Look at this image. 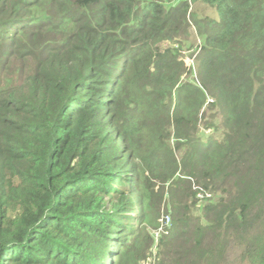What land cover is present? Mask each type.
I'll list each match as a JSON object with an SVG mask.
<instances>
[{
  "label": "trees",
  "instance_id": "obj_1",
  "mask_svg": "<svg viewBox=\"0 0 264 264\" xmlns=\"http://www.w3.org/2000/svg\"><path fill=\"white\" fill-rule=\"evenodd\" d=\"M0 264H264V0H0Z\"/></svg>",
  "mask_w": 264,
  "mask_h": 264
},
{
  "label": "built area",
  "instance_id": "obj_2",
  "mask_svg": "<svg viewBox=\"0 0 264 264\" xmlns=\"http://www.w3.org/2000/svg\"><path fill=\"white\" fill-rule=\"evenodd\" d=\"M171 223H172V221H171L170 216L163 217L162 220H161V226L158 228V230H157L155 235L157 237H159L160 233H162L166 227H169Z\"/></svg>",
  "mask_w": 264,
  "mask_h": 264
},
{
  "label": "rangeland",
  "instance_id": "obj_3",
  "mask_svg": "<svg viewBox=\"0 0 264 264\" xmlns=\"http://www.w3.org/2000/svg\"><path fill=\"white\" fill-rule=\"evenodd\" d=\"M206 14H208V12H206ZM209 14H211V12L209 11ZM188 64H191V60L190 59H186Z\"/></svg>",
  "mask_w": 264,
  "mask_h": 264
},
{
  "label": "clouds",
  "instance_id": "obj_4",
  "mask_svg": "<svg viewBox=\"0 0 264 264\" xmlns=\"http://www.w3.org/2000/svg\"><path fill=\"white\" fill-rule=\"evenodd\" d=\"M187 62V61H186ZM191 63H192V60H191ZM188 64V63H187ZM188 66H190V64H188Z\"/></svg>",
  "mask_w": 264,
  "mask_h": 264
}]
</instances>
